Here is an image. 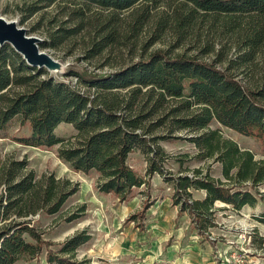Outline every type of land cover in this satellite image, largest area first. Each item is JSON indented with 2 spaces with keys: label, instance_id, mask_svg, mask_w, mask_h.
<instances>
[{
  "label": "trees",
  "instance_id": "trees-1",
  "mask_svg": "<svg viewBox=\"0 0 264 264\" xmlns=\"http://www.w3.org/2000/svg\"><path fill=\"white\" fill-rule=\"evenodd\" d=\"M163 3H176L170 8L181 37L204 25L220 39L222 46L214 59L203 58L216 52L210 43L200 55L158 50L114 73L72 74L86 87L82 90L79 83L56 81L46 68L30 66L10 45H0V129L20 118L31 128L30 136L22 140L26 146L61 144L62 161L77 172H96L99 192L121 201L130 200L136 189L149 188L158 175L172 191L173 206L187 213L198 235L204 236L216 226L217 203L241 211L264 201L259 190L264 184V159L257 160L219 129L211 130L213 123H219L264 142V0H37L26 13L33 17L43 9L63 10L65 26L48 36L40 49L57 50L89 30L83 60L91 63L121 46H135L132 41L151 9ZM93 9L100 11L89 15ZM128 12L133 17L121 18ZM123 21L130 22L126 30L121 29ZM232 51L235 54L229 58ZM61 123L76 130L67 143L55 135ZM175 140L191 143L196 153L191 158L172 157L161 142ZM136 151L146 158L144 176L128 164ZM187 158L221 164L222 177H211V165L205 171L184 167ZM171 161L179 165L176 174L166 168ZM7 184L6 204L0 202V223H4L0 264L34 260L45 248L47 264H86L76 255L89 241L85 234L53 250L27 220L39 211L59 214L79 184L53 175L36 179L33 172L18 181L12 175ZM193 191L204 192L205 197L196 199ZM150 205L148 199L147 210ZM78 217H70L69 222ZM136 219V215L131 218ZM256 220L264 226V214Z\"/></svg>",
  "mask_w": 264,
  "mask_h": 264
},
{
  "label": "rangeland",
  "instance_id": "rangeland-1",
  "mask_svg": "<svg viewBox=\"0 0 264 264\" xmlns=\"http://www.w3.org/2000/svg\"><path fill=\"white\" fill-rule=\"evenodd\" d=\"M36 1L0 0V17L16 22L28 30L29 36L45 42L48 36L65 26L61 18L65 14L63 10L48 8L30 17L26 13L27 8ZM170 6L174 8L176 3H163L151 9L142 31L132 41L135 46L116 48L107 58L99 61L87 63L83 60L86 48L84 42L89 39V30H85L75 42L64 44L57 50L43 47L41 50L58 63L56 69L48 70V75L67 84L79 83V87L86 90L77 81L76 75L72 74H84L86 71L96 74L114 73L136 62L141 55L158 50L172 54L188 52L190 55H200L201 49L210 43L214 44L216 52L204 54L203 58L214 59L222 46L220 39L209 34L204 25L188 30L186 36L181 37L176 20H172L173 8ZM99 11L93 9L89 15ZM129 17L133 16L129 14ZM129 23L123 21L121 29L126 30ZM234 54L235 51H232L228 57ZM218 129L224 137L237 142L241 149L252 151L257 160L264 159L263 141L245 137L219 123H213L211 130ZM30 134V126L23 125L20 118H15L0 129V202L6 204L7 181L12 175L18 181L33 172L36 179L53 175L57 180L79 184V190L65 203L59 214L48 215L39 211L27 219L32 220V226L35 225L43 233V239L52 244L51 249L58 250L69 238L85 234L89 241L77 249L76 255L77 260L86 264H264V241L260 248V239L264 240V226L256 220L264 214V201H260L257 207L249 206L241 211L217 203L216 226L207 235L200 236L188 214L179 213V208L173 206L172 191L158 175L151 179L149 188L136 189L130 200L121 201L112 194L99 192V175L96 172H77L62 161L58 154L61 144L55 147L26 146L22 140ZM55 135L67 143L76 135V130L72 125L61 123ZM179 135L185 136V133ZM161 145L174 158L183 155L190 157L196 153L193 145L185 140L162 141ZM190 158H187L189 161L184 163V167L205 171L211 165V177H222L221 164H211V161L200 163ZM145 161L143 153L136 151L129 157L128 164L144 176L147 170ZM21 163L24 165H19ZM166 168L176 174L179 165L171 161ZM259 190L264 192V184ZM193 193L196 199L205 197L204 192ZM148 199L151 205L147 210ZM76 214H80V217L69 222V218ZM135 215L137 219L133 222L131 218ZM3 225L0 223V227ZM28 241L31 242L30 239ZM45 252L46 248L34 260H22L18 264H47Z\"/></svg>",
  "mask_w": 264,
  "mask_h": 264
},
{
  "label": "water",
  "instance_id": "water-1",
  "mask_svg": "<svg viewBox=\"0 0 264 264\" xmlns=\"http://www.w3.org/2000/svg\"><path fill=\"white\" fill-rule=\"evenodd\" d=\"M43 40L29 36L28 30L16 22L6 21L0 17V45H10L32 67L47 70L56 69L58 63L40 49Z\"/></svg>",
  "mask_w": 264,
  "mask_h": 264
}]
</instances>
